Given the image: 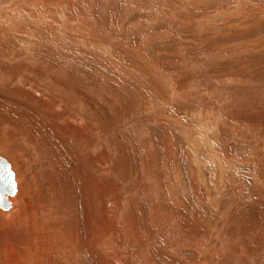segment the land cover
<instances>
[{
    "label": "bare ground",
    "instance_id": "6f19581e",
    "mask_svg": "<svg viewBox=\"0 0 264 264\" xmlns=\"http://www.w3.org/2000/svg\"><path fill=\"white\" fill-rule=\"evenodd\" d=\"M118 1H120V2H118ZM135 1H137V2L134 3ZM135 1L134 0H0V36L2 37V35H5V36L9 37L8 35L11 32L15 33L17 36L16 37L17 39H13V43L12 42L7 43L5 41L4 42L0 41V46L3 45V48L7 47L8 50H11V51L12 50L14 51L19 46H24V48L26 50V54H24V57H22L21 59L20 58L16 59V61L20 65H21V63H23V65H25V66H30L31 68H35V69H32L31 72L38 74V71H41L42 68H40L41 67V66H39L40 63L37 61V56L35 55L34 42H35L36 38L33 40H25V38L26 39L30 38L28 35L32 30L31 27H29L30 29L28 27H26V23L32 22L33 25L37 24L41 28L45 29L46 39H47L46 41L50 43V44L47 43L48 45L52 46L55 43H58V45L61 46V48H62V45H60L61 43L62 44L65 43L66 45L68 44L73 49L72 51H74V52H72V54L71 53L70 54H71V56L73 55V57H75V58L82 57L83 59L84 58H90V60H91V58H93V57L90 56L89 53L91 51H94L93 49H96L97 47H99L96 45L98 43L97 41H100V43H102V44H103V42H105V44L108 47H110L111 49L113 47V43H115L116 44L115 47H117V46H119L120 48L122 47L121 49L117 48L119 50L126 51V48H127V50L131 53H130V55L125 54V56L131 57V59L138 61V64L135 62H130L129 64H123L124 60H122V59H124V58L122 56V58L121 57L116 58L113 61H111L113 63L112 65L118 67V66H120L119 64H122L125 67V69L127 68V70H130V71L132 70V71H134V73L136 71L139 72L140 66H141V68L144 67V70H142V71H152L155 73H160V68L158 67V64L153 62L151 60V57L146 56L144 53L145 51L142 52L141 49L138 48L139 45L136 48H134L133 47L135 45L134 44L131 46L132 48L131 47L128 48V47H126V46H128L127 45V43H128L127 37H124L121 40L113 39V37H111L109 34H106L105 32H103V33H100L101 31L98 32L94 28L95 26L93 25V22H92L93 19H91L92 15H91V17L89 16L91 11L101 10V12H102V10H104L110 4L115 5L116 3H120L121 5H123L124 8H122V11L125 14H126V12L129 11L130 7H135L138 10L142 8V12H143V9L145 10V8L149 7L150 9H153L154 12L156 11V15L159 14L158 10L160 7L158 8L155 6L156 1L154 2V0H145V3L143 2L142 4L140 3V0H135ZM187 1L189 2L190 6L191 5L196 6V7L198 5H199V7L202 6V9H201L202 15L201 16H202V20H204V23L202 24L204 26L203 33L208 30V34L203 37V42L207 43L215 51L213 56L208 55L209 53L208 54L202 53L203 54V57H201L202 60H205L207 63H212V62H215L217 60L219 62L216 63L215 66L219 67L220 63H221L220 61H223V60L228 61L230 59L235 61L234 59H237V62L239 63V66H240V71L237 73L233 69L236 77H227V80H229L231 83H233V87H236V89H238V90L242 88L243 90H239V91L237 90L239 92V94H237V95L235 94L236 91H235V93H234V91L233 92L231 91L227 94L229 96L228 97L226 96L227 97L226 104L235 113L237 112V114H236V116L230 117L231 122L229 120H227L226 123L230 127H232L234 129V131L235 130L240 131L241 135L243 134V136L246 134H248V135L252 134L253 140H254V138L256 140H258V138H259V140L261 139L260 141H262V142H260V143H263L262 146H264V140L262 139V138H264V134H263L264 133V88L261 85V86H259L258 89H256V88L253 89V87H252V83H253L252 81L253 80L250 81L248 79L249 76L252 77L254 75H259V73H257L258 70H255L254 74H252V75L248 72L247 76H245V73H247L246 71H248V67H251L252 62H254V61L258 62L260 59H262L264 57V30L261 31V29L259 28L262 24H264V0H187ZM165 2H163V3H165ZM182 2H184V0H181V3ZM188 2H186V3H188ZM132 4H133V6H131ZM160 4L162 5V3H160ZM220 4L224 5V7L221 10L220 9L218 10L217 7L220 6ZM77 6L78 7L81 6L82 8H77ZM162 7H163L162 9L165 8L163 5H162ZM154 8H156L157 10ZM173 8H177V7H173ZM165 9L167 11L168 8H165ZM201 10H199V11H201ZM150 13H152V10ZM169 13H168V15H169ZM163 14L164 13H162V15ZM171 14H172V12H171ZM175 14L176 13L173 14L174 17H175ZM154 15H153V18H155ZM158 16L162 17L160 15H158ZM158 16H156V17H158ZM150 17H152V16H150ZM251 17L255 18V23L253 24V27H247L244 24H242V20L247 19V18H251ZM166 18H168V17H166ZM162 19H163V17H162ZM143 20H142V22H143ZM119 23H120V21H119ZM203 26H202V28H203ZM127 28L129 30L130 29L132 30L134 28V25L128 26ZM33 29H35V28H33ZM124 29H125V27L123 28V30ZM56 30H57V32H59L58 34H60L61 38L55 42L56 39H55L53 34ZM82 30L83 31L87 30L88 34L92 35L93 37L96 36V38L93 39L90 37L91 39H89V36H88V39L79 38L81 33H82ZM95 30L97 31V33ZM150 31H151V29H150ZM32 32H33V30H32ZM57 32H55V33H57ZM148 32H149V29H148ZM158 32H159V29H158ZM258 32H260L261 34H258ZM149 33H152V34H150L151 38H152L153 33H155V30H152ZM149 33H147V34H149ZM30 34H32V33H30ZM249 36H250V38H249ZM10 37H12V35H10ZM144 37H146V36H144ZM144 37H141V39L138 43L141 46H144V48H145V44L143 43V40H145ZM64 38H66V40ZM151 38H150V41H152ZM246 39L248 40L247 42H246ZM216 43L219 46H217ZM220 43H222V44L220 45ZM136 45H137V43H136ZM101 47L99 49H101ZM63 48H64V46H63ZM107 50H108V48H107ZM118 53H119V51H118ZM124 53H127V52H124ZM112 56H113V58L115 57V55H113V54H112ZM213 58L214 59L216 58L215 61L213 60ZM2 59H4V57ZM157 59H159V58H157ZM6 61H7V59H6ZM12 63H13V61H12ZM96 63H98V61ZM0 64L6 65V66L11 65V64L4 62V60H0ZM19 64H18L17 68H15L16 65H15V67L13 65L11 66L12 69L15 68L14 70L17 71L16 72L17 77L23 76L25 78L34 79L36 82L38 81L35 78H33L29 75H26L23 72L24 71L23 68H21L19 66ZM230 64H232V63H230ZM230 64H227V66ZM236 65H238V64H236ZM8 68H10V67H8ZM111 70H112V68H111ZM58 71H59V68H58ZM116 71H113V72H115V74H116ZM49 72H51V71H49ZM49 72H47V73H49ZM162 72L163 71H161V73ZM146 73H148V72H146ZM49 74H52L49 76H53L54 73L52 72ZM140 74H142V73H140ZM167 74H169L168 71H167ZM6 75L3 73L0 74V84H3L4 82L9 81L10 77H8ZM163 75H166V74L163 73ZM242 75H244V76H242ZM49 76H43V79H46V81H50L48 79H52L53 83L51 82L50 84L45 85V84H43L44 82L41 83L38 81V86L36 85L37 88L43 89V92H41L43 94H41V95L44 98V100H43L44 103L46 102V105L49 108L48 112L46 111L47 112L46 118L48 120H55V119H50L51 117L54 116L53 113H55V115H57V116H62L65 113L64 110L67 112L75 113V114L79 115V117L77 118L76 121L72 120L73 121L72 123L75 124V123L81 121L80 125L83 127H81V129L78 128V130L80 129L81 132H83L84 128L87 129L89 131L91 137H92V146H97L98 149L99 148L103 149V150H100V149L98 150L99 155L95 156V157H97L96 160H95V157H93L94 159L90 158V154L92 155L91 151L95 152V150H92V149L88 150V147H87L88 142H86L87 144L84 143L82 145V141H83L82 139L85 138V136H83L79 143L75 142V145L77 144L79 147H82V149L81 150H74L75 154L76 153L80 154V157H81L80 159L82 160V163L84 164L83 166H85V168H86L85 178L88 182L87 184H89V186L86 190H89L92 188L93 192H95L97 194L98 191H100V194H98L96 196L97 199L95 198L94 200L90 201V200H88L89 196H88L87 191H84V193L81 192L82 193V195H81V197H82L81 206H80L79 210L77 211V214H76L77 217L75 219H74V217H73V219L70 218L71 214L74 213L75 210H72L69 208V199H70L71 194H69V192H68V195H67L65 193L67 191L64 192L66 195L62 198L61 201H51L47 205H45L44 207L38 209L39 211H38L37 217H38V220L40 221V224H47V221L50 217H45L42 209L43 208H49L46 210V213H50L51 216L55 217L56 213L50 207L60 206L61 211L59 213L58 218H62L63 221L66 223L65 224L66 229L70 230L66 234H64L62 232L56 233L54 235V240H53L54 250H48V252L46 254H44L43 251H41L42 241L39 239V238H41V234L37 231V229H35L34 225L31 224V221L28 219V217L25 216V208H24L23 201L21 199H19L18 195H16V193H18V191H17V181L14 178V175H15L14 171H13L14 169L11 167V165L8 163V161L5 158H3V156L2 157L0 156V158L6 160V162L8 163L10 171L12 172V176H13V183L15 185V192L12 194H7V196H6L7 201L10 202L9 207L7 209H1L0 208V264H72V263L82 264L81 260H79L80 254L82 253L83 249H88L89 241H90V239L94 233H97L100 236L99 246H100V249L102 251V256L101 257L96 256V257H94V259L91 258L92 260H89V254L92 251V248H90L87 250L88 256L84 258L83 264H162V262L160 260H163V259L165 260V261L163 260V264H171V263H169L170 261L182 262V263H178V264H254L255 257H253L252 255H256V258H259V260H260V264H264V242L258 243V242H260L258 240L260 238H258L255 235V233L254 234L252 233L253 235H248L247 236L248 238L246 237L247 239L245 240L241 236V230L239 228L234 227L232 231L231 230L228 231V229H227V228L232 227V225H231L233 223L231 221L233 219V218H231V217H233L232 215H235V213H237L241 209H244L245 204H247V206H248L249 202H251L250 198H248V200H247L246 197L243 198V196L234 193V192H236V190L240 189L239 188L240 184H243V182L245 183L246 181L247 182L251 181V179H250L251 175L247 172V170H244L246 167L240 168V169L236 168V170H235L234 167L230 166V164H228V165L223 164L226 167V171L223 175V170H225L224 169L225 167H222V166L219 167L217 165L212 166L211 162H213V158L211 156L207 157V159H209V162L211 163L210 169H209L210 165H209V167L207 166L208 167L207 169H209L208 170L209 175L206 178L209 179V184H211L213 189H216L219 193L224 191L225 192L224 195H226L227 197H231L226 202L227 206H226V210L224 211V214H220L219 213L220 209L218 210V206L220 204H222L221 203L222 199H219L220 196H218V194H217L218 200L217 201H216V199L213 200L214 202L212 203V207H210V204L212 201L210 199L209 200L211 202L207 200L210 196L209 184H208V181H206L207 179H205L204 166L200 167L202 161L205 160L206 156H208L209 154L207 155L206 151H201V153L197 157V155L195 153L194 154L195 158L199 159V162L198 163L196 162L197 164L194 161V158H193L194 156L191 157L190 169L188 170V168H187L188 172H190V178L188 181H189V187L191 188V191L194 192L195 198H197L198 202H201V203L204 202L206 204L205 207L207 208L206 209L207 214L213 215L212 217H209V218H217L216 216H218V219H219L220 217L222 218V216H224V215L226 216V213L229 214L228 219L225 217L226 218L225 221L228 222L230 220V222L226 226H225V224L227 222L225 224L223 223L224 226H222L223 225L222 224L221 225L222 228L220 227L221 228L220 229L219 227L215 226V224H217V223H215L214 224L215 228L212 229L211 228L212 225L210 226L208 224L209 221L204 220L205 219L204 212H202V214L198 213L197 216L194 217V215L192 213L193 211H187V209H185L183 202H181L182 200H173L175 198H174V194L172 192L173 189H171V188H176L180 192V194H183L182 196L185 197L184 196L185 191H184L183 187L182 188L180 187V189H179V187L177 188V186H176V185H178V183L182 184V186H184L185 184H184V180L179 181V179L178 180L174 179V181H172L173 179L171 180L168 176L170 174L168 172V171H170L169 169L168 170L165 169L167 172L165 171V173H161L164 170V167L166 166V164L172 162L174 160L175 155H176V152H175L176 150L174 151L173 149H170L169 144H171V143H167L168 145H166L164 153H162L159 157L160 158V164L157 167H155V165H154L155 163L153 164V162H154L153 159L155 158L154 157L155 154H154V152H152V150L149 149L151 147L148 146L147 148H145L146 145H150V142L146 136L144 137V135H142L143 137L141 136L140 139H138L139 137H137V139L140 141V143L142 145L141 150L134 151V150L130 149L129 152H128V150L127 151L125 150L123 153V151L114 150L113 146L110 147L108 145H103L102 140H101L102 134L99 135V130L103 129V127H101L99 125V123L96 124L94 121L89 120L90 116H97V115H93V114H97L99 111L97 112L96 109L101 107V106L93 107L89 101L92 102V100H94L95 102H97V105H101L102 102H101L100 98L96 94H93L91 96H86L85 93H83L84 97H82V98L84 100L81 102V98L76 99L71 94L70 89H68V91H66V92L61 91L60 86L58 84V81L55 82V79H53L52 77L49 78ZM216 76H218V75H216ZM39 77H41V76H39ZM117 77H120V76L117 75ZM160 77L163 80H165V82H166L165 77H162V76H160ZM166 77H168V76H166ZM217 81H216V79L214 80V82L216 83V88H214L213 93H215L218 88L224 87V85H221L222 82H221V84H219V82H217ZM112 82H114V81H112ZM123 82H127V81H123ZM127 83H129V82H127ZM167 84L170 87L171 96L175 97L174 99L178 98L179 96H184L182 91H179L176 88L177 85H174V81H171L169 79L167 81ZM197 84H195L196 88H197V86H199V84L198 85ZM61 85H63V84H61ZM64 85H66V84H64ZM259 85H260V83H259ZM61 88H62V86H61ZM199 89L200 90H198V91H197V89L192 90V91H195V93H196L194 95L195 96L199 95V97H201L200 95L203 94V96H202L203 102H202L201 106H203L204 108H206L208 110L211 109V110L215 111L216 114L215 113H212V114L208 113L211 115L215 114L216 115L215 117L218 116L216 121L215 120H213V121H215L216 124L220 121V125H218L219 127L214 125V127L216 129V127L220 128V126H223L217 132H218L219 136L221 134L222 140L223 139H229L231 137L233 131L231 130L232 132L230 133L229 132L230 129L229 130L226 129V126H225L226 123H224L226 118H225V120H223L224 118L222 119L223 114L220 113L221 111H219L218 110L219 108L217 107L218 106L217 103H219V102L216 103V100L214 102L212 100L207 99L208 97H207V94L205 92L206 91L205 84H203V83L200 84ZM225 93H226V91H225ZM216 94H217V92H216ZM188 95H189V92L184 97H186ZM48 97H50V98H48ZM167 97H168V95H167ZM191 98L192 97L190 96V99ZM223 98L224 97H222V99ZM188 99H189V97L186 98V100H188ZM219 99H221V98H219ZM224 100H222V101L224 102ZM183 101H184V99H183ZM174 102L176 103L175 100H174ZM178 102H179V100H178ZM192 102H194V101H192ZM59 103L61 104L60 108H58V109H60V111H59V113H56L57 111H55V110L57 107H59ZM78 103L81 104L80 107H78L79 109H77ZM197 103H198V101H197ZM165 104H167V103H165ZM195 104H196V102L194 103V105ZM170 106H172V105L170 104ZM182 106L185 107V104L184 105L182 104ZM136 107H138V106H136ZM245 107H249V109H246V110H248L252 113H254L255 111L256 112L250 116H246L244 113ZM193 108H195V106ZM102 109H103V106H102ZM104 109L109 110L108 107H105ZM189 109H190V107H189ZM85 110H87V112ZM225 110H227V109L225 108ZM189 111H188V113H189ZM228 111H227V113H228ZM207 112H209V111H207ZM204 113H206V112H204ZM51 114H53V116ZM162 114H163V112H162ZM83 116H85V117H83ZM71 117H73V115L65 117V121L68 120V122L70 123ZM139 117H141V116H139ZM212 117H214V116H212ZM210 118L211 117L209 115L208 119H210ZM98 119H99V117H98ZM55 121H57V120H55ZM95 121H97V119ZM57 123L60 124V128L62 127V130L60 129L58 131L65 133L67 135V137L71 138L73 141V135L75 134L74 129L76 128L75 125L69 124L67 122H66L67 124L66 123L64 124V122H63V125H62L60 121L59 122L57 121ZM162 123H163V121H162ZM159 125H160V123H159ZM207 125H209V124H207ZM207 125H203V127H206ZM161 126H163L164 128L167 127V125H165L164 123ZM170 126H169V128H170ZM209 126L211 127V125H209ZM211 128H213V127H211ZM210 131H211V129H210ZM85 132H84V134H85ZM194 133L196 134V132H194ZM199 134H201V132L199 133V131H198V135ZM137 135H139V134H137ZM208 135L204 134V132H203V135H201V136H204L205 138H207V137L210 138ZM215 135H216V133H215ZM80 137H81V135H80ZM104 138H105V136H104ZM241 138L237 141L239 142L241 140ZM243 138L244 139L247 138V135H246V137L244 136ZM212 139L214 140V137H212ZM194 140L195 139H193V141ZM196 140H197V138H196ZM198 140H200V138ZM216 141H217V139H216ZM197 142H199V141H197ZM197 142H196V144H197ZM242 142L244 143L245 141H243V139H242ZM193 143L189 142V144L194 145ZM234 143H235V141H234ZM104 144H106V143L104 142ZM204 145H206V144H204ZM41 146H40L41 150H37L35 153L37 155V158L34 160L35 162H37L39 160L44 162L46 159H48L50 157L49 150H46L43 145H41ZM88 146H90V145H88ZM162 146H163V144H162ZM143 148H145L146 150ZM189 148L190 147H188V149ZM195 148H198V151H199V147H195ZM263 148H260V149L264 150ZM192 149H190V150H192ZM194 151H197V150H194ZM135 152L137 153V155L135 154ZM216 154H218V153H216ZM221 154L219 153V156ZM222 155L224 156V153ZM182 156H183V154H182ZM182 156H181V158H182ZM183 157L185 158V156H183ZM188 157H190V155ZM188 157H186V158H188ZM221 158H223V157H221ZM150 159L152 160L151 162H150ZM137 160H139L140 164ZM184 160L186 161V159H184ZM188 160L189 159H187V161ZM135 161H137V162H135ZM149 162L152 163V166H150L151 164H149ZM187 163H186V165H187ZM132 164H134L133 166H135V167H136V164L140 165L138 172L135 171V168L133 167L134 172L132 169H131V172L129 171L130 172V174L128 175L129 178L127 177L128 179H125V180H124V178H121L119 180L117 179L118 182L116 181L117 184L115 185L114 184L115 181L112 182V180H113L112 178H114L116 176L115 175L116 172L113 169V166L122 175H124L123 171H125L127 169V165L130 166ZM122 165H123V168H122L123 171L121 170ZM193 167L196 168L197 173L195 172ZM48 168H50V166ZM76 168H79V167H76ZM258 168H256V169H258ZM72 169H74V167ZM245 171L247 173H245ZM254 172H252V173H254ZM79 173H81V172H79ZM120 173H119V175H121ZM134 174H135L134 177H136V179H137V176H140L139 179L140 178L142 179L141 183L137 181L138 184H135L136 183L135 180H132V177ZM156 174H157V176H159L160 174H163L164 176H163V178H159L158 179L159 181L155 180L156 182H154V181H152V179L154 178L153 175H156ZM80 175H82V174H80ZM117 177H119V176L117 175ZM262 178L263 177L258 178V179H262ZM256 179H255V181H256ZM262 181H264V180H262ZM66 182H63V183H66ZM170 182L173 185V187L169 188L171 190H169L167 188V186H169ZM197 182L198 183L201 182L200 185ZM58 183L59 182H57V184ZM139 185H140V190L143 193L141 199H139V197H137V194H136L137 191L133 192V190L135 188H138ZM221 185H222V187H221ZM256 185L261 186L259 183V180H258ZM65 186H66V184H65ZM135 186H137V187H135ZM237 186H239V187L237 188ZM245 186H246V183H245ZM60 187H61V184H60ZM62 187L64 188V186H62ZM262 187H263V185L261 186V188ZM125 188L129 189L131 192V194L129 192V195H131L130 204L127 202L128 200H125V198H127V197H124L125 196L124 193H126ZM241 189H240V191H241ZM216 190H214L215 194H216ZM254 190L256 191V189H254ZM141 191H139V192H141ZM257 191H258V188H257ZM160 192H162L161 193L162 196L160 195ZM179 192H176V193H179ZM106 194H108V197L106 199H104L105 197L103 198V195H106ZM182 196H180V198ZM205 196H206V198H205ZM260 196H261V194H260ZM129 197L130 196H128V198ZM211 197H212V195H211ZM215 197H216V195H215ZM247 197H249V196H247ZM211 199H213V198H211ZM237 200H239L240 202H237ZM184 202H185V205L186 204L188 205V203L189 204L192 203V202L190 203L189 198H188V200H187V198H185ZM141 203L145 204L147 211H148V216H147V218H145V220L139 219L138 215L137 216L135 215V213H139V211L142 209ZM235 203H238V205H236ZM144 204L142 206H144ZM171 206H172V208H171ZM231 206H232V209L230 211L229 209L231 208ZM11 207H12V209H11ZM140 207H141V209H140ZM168 209H171V211ZM167 210L170 212H168ZM178 211L180 213H178ZM248 213H249V210H248ZM228 214H227V216H228ZM237 215L239 216L240 214L238 213ZM142 216H140V217H142ZM242 216H245V215H242ZM135 217H137V218H135ZM190 218H192V219H190ZM219 220H221V219H219ZM263 235H264V233H263ZM156 238L161 240L162 243L161 242H159V243L155 242ZM257 240H258V242H257ZM262 240H264V238ZM161 250L164 252L162 253ZM184 252H187V256L190 255V257L185 256Z\"/></svg>",
    "mask_w": 264,
    "mask_h": 264
},
{
    "label": "rangeland",
    "instance_id": "374dc122",
    "mask_svg": "<svg viewBox=\"0 0 264 264\" xmlns=\"http://www.w3.org/2000/svg\"><path fill=\"white\" fill-rule=\"evenodd\" d=\"M118 2H120V1H118ZM136 2L137 1H135L134 3H136ZM143 2L145 3V0H140L141 4ZM154 2L157 4V5L155 4L156 7H158V8L160 7L158 10L159 14H157V15H156V11L154 12V10L150 9L149 7L145 8L146 11L143 9L144 13L142 12V8L138 10L135 7H130L129 11L126 12V14H127L126 15L122 11V8H124L123 5H121L120 3H116L115 5L110 4L111 6L110 5L107 6L104 10H102V12H101V10L91 11L89 16L91 17V15H92L91 19H93L92 22H93V25L95 26L94 28L98 32L99 31H101L100 33L105 32L106 34H109L111 37H113V39L121 40L124 37H127L128 38V41H127L128 46H126V47H128V48H130L134 44H135L133 46L134 48H136L139 45L138 48H140L142 52L145 51L144 52L145 55L148 57H151V60L153 62H155L156 64H158V67L160 68V73H155L152 71H142V70H144V67L141 68V66L139 67V72L136 71L134 73V71H132V70L130 71V70H127V68L125 69V67L122 64H119L120 66H118V67L112 65L113 63L111 61H113L116 58H120V57L122 58V56L124 58V59H122V60H124L123 64H129L130 62H135L138 64V61L131 59V57L125 56V54L130 55V53H131L127 50V48H126V51L119 50L122 47L121 48L119 46L115 47V45H116L115 43H113V47L111 49L110 47H108L105 44V42H103V44H102V43H100V41H97L98 43L96 45L99 47H97L96 49H93L94 51H91L89 53V55L93 57V58H91V60H90V58H84V59L82 57L75 58V57H73V55L71 56L72 52H74V51H72L73 49L68 44L66 45L65 43H63L64 44L63 45L61 43L60 45H62V48H61V46L58 45V43H55L52 46L48 45L50 43L46 41L47 39H46L45 29L41 28L37 24L33 25L32 22L26 23V27H28V28L31 27L33 32L31 30L30 33H32V34L29 33V35H28L30 38H27V39L25 38V40H33L36 38L35 42H34L35 55L37 56V61L40 63V65H39V66H41L40 68H42L41 71H38V74L31 72V70L35 69V68H31L30 66H25V65H23V63H21V65H20L16 61V59H19V58L21 59L22 57H24V54H26V50H25L24 46L17 47L14 51L12 50L13 52L11 50H8L7 47L3 48V45L0 46V60H4V62L11 64L10 66L0 64V74L1 73L5 74V75L7 74L6 76L10 77V79H9L10 82L8 81V82H4L3 84H0V156L1 157L3 156V158H5L8 161V163L11 165V167L14 169L13 170L14 174H15L14 178L17 181V191H18V193H16V195H18L19 199H21L23 201L24 208H25V216L28 217V219L31 221V224H33L35 229H37V231L41 234V238H39V239L42 241L41 251H43L44 254H46L48 252V250H54L53 240H54V235L56 233L62 232L64 234H66L70 230L66 229V226H65L66 223L63 221V219L58 218L59 213L61 211L60 206L50 207L56 213L55 217L51 216L50 213H46V210L49 208H43L42 209L44 216L50 217L47 221V224H40V221L38 220V217H37V214L39 211L38 209L44 207L45 205H47L51 201H61L62 198L66 194L68 195V192H69V194H71L70 199H69V208L72 210H75V212L71 214L70 218L73 219V217H74V219H75L77 217V215H76L77 211L79 210V208L81 206V201H82V197H81L82 193L81 192L84 193V191H87L88 196H89L88 200H90V201L94 200L96 198V196L98 194H100V191H98L97 194L95 192H93L92 188L89 190H86L89 186V184H87L88 182L85 178L86 168H85V166H83L84 164L82 163V160L80 159L81 158L80 154L79 153L75 154V152H74V150H81L82 147H79L77 144L75 145V142L79 143L81 141L82 137L85 136V138L87 140L85 138H83L82 139L83 140L82 145L84 143L88 142V144L86 143L88 150H90V149L95 150V152L91 151L92 155L90 154V158L98 156L99 155V153H98L99 149L103 150L102 148L98 149L97 146H92V137H91V135L87 129L84 128L83 132H81L80 129H81V127H83L80 125L81 121H79L75 124L72 123L73 122L72 120L76 121L77 118L79 117V115H77L75 113H70V112H67L64 110L65 113L62 116H57V115H55V113H53L54 116H53V114H51L53 117H51V118L49 117L50 119H55L58 122L60 121L61 124L63 125V122H64V124L66 122L69 123L68 120L65 121V117L73 115V117L70 118L71 121L69 123V124L75 125V127H76L74 129L75 134L73 135V141L71 138H68L65 133L58 131L60 129L62 130V127L60 128V124L57 123V121L48 120L46 118L49 108L46 105V102L44 103V101H43L44 98L41 95V94H43V93H41V92H43V89L37 88V86H38V81L41 83L44 82L43 84H45V85L50 84L51 82L53 83L52 79H48L50 81H46V79H43V76L52 75V74H49L52 72L54 74H53V76H49V78L52 77L53 79H55V82L58 81V84L60 86L61 91L66 92V91H68V89H70L71 94L76 99L81 98V102L84 100L82 98V97H84L83 93H85L86 96H91L93 94H96L100 98V100L102 102L101 105H97V102H95L94 100H92V102L89 101L93 107L101 106L97 109L95 108L97 110V112L98 111L99 112L101 111V112L100 113L98 112L97 114H93V115H97V116H90L89 120L94 121L96 124L99 123V125L101 127H103V129L99 130V135L102 134L101 140H102L103 145H108L110 147L113 146L114 150L123 151V153L125 150L126 151L128 150V152H129L130 149L134 150V151L141 150L142 145L138 139H140V137L142 135H144V137L146 136L150 142V145H146L145 148H147L148 146L151 147L149 149L152 150V152H154V154H155L154 157L156 158V159L155 158L153 159V161H154L153 164L155 163L154 165H155V167H157L160 164V158H159L160 155L162 153H164L166 145H168L167 143H171V144H169L170 149H173L174 151L176 150L175 151L176 155H175L174 160L172 162L166 164L165 167L163 166L164 170L161 173H165V171L169 169L170 171H168V172L170 174L168 173L169 174L168 176L171 180L173 179L172 181H174V179H177V180L179 179V181L184 180V184H185L184 186L185 187L179 183L176 186H177V188L179 187V189H180V187L181 188L183 187V189L185 191V193H184L185 197H183L182 196L183 194H180V192L176 188H171V187H173L171 182H170L169 186H167V188L173 189L172 192H173L174 198H175L173 200H182L181 202H183L185 209H187V211H193L192 213H193L194 217H196L198 213L202 214V212H204V214H205L204 220L209 221L208 224L210 226L212 225L211 226L212 229L215 228V226L222 228V226H224V224L227 222L225 220H226V218L228 219L229 214L226 213V216L224 215V216H222V218L220 217L219 219H221V220L218 219V216H216L217 218H209V217H212L213 215L207 214V211H206L207 208L205 207L206 204L204 202H202V203L198 202L197 198H195L194 192L191 191V188L189 187V181H188L190 178V172H188V170L190 169L191 157H193L195 153L198 157L199 154L201 153V151H206L207 155L209 154L208 156H206L205 160H203L201 165H200V167L204 166L205 179H207L206 177H208V175H209L208 170L211 168V163H212V166L217 165L219 167L220 166L225 167V165H223V164H227V165L230 164V166L234 167L235 170H236V168L240 169V168L246 167L244 170H247V172L251 175L250 176L251 181H249V182L246 181L245 182L246 186H245L244 182H243V184L239 185L240 187L237 186V188L239 187L240 189L241 188L242 189H241V191H240V189H238L240 192L238 190H236V192H234V193L243 196V198L246 197L247 200H248V198H250L251 202H249L248 206H247V204H245L244 209H241L240 211L235 213V215H232L233 217H231V218H233V219L231 221L234 224L233 223L231 224L232 229L231 228H227V229H228V231H230V230L232 231L234 227L239 228L241 230V236L245 240L248 238L247 237L248 235H253L255 233V235L261 239V240L258 239L260 242H258V240H257V242L258 243L264 242V240H262L264 238V235H263V233H264V199H263L264 198V188H263L264 187V181H262V180H264V170H263L264 169V156H263L264 150L260 149V148H263L264 146H262L263 143H260V142H262V141H260L261 139L259 140V138H258V140H256L254 138V140H253L252 134L251 135L246 134L248 139L247 138L244 139L243 137L244 136L246 137V135H244V136H243V134L241 135L240 131H238V130L234 131V129L226 123L227 120H229L231 122L230 117L236 116V114H237V112L235 113L232 109H230L227 106L226 99L229 96L227 94L231 91L232 92L234 91V93L236 91L235 94L237 95V94H239V92H238L239 90H243L242 88L239 90L236 89V87H233V83H231L229 80H227V77H236L234 71H236V73L240 71L239 63L237 62V59H234L235 61H233L232 59H230L228 61L223 60V61H220L221 62L220 66L216 67L215 64L219 62L217 60L215 61L216 58L215 59L213 58V60L215 62H212V63H207L205 60H202L201 57H203V54L209 53L208 55L213 56V54L215 53V51L207 43L203 42V37L208 34V30L203 33L204 26L202 24L204 23V20H202V16H201L202 15V10H201L202 6H200V7H199V5L197 7L192 6V5L190 6L189 2L187 0H184V2H182V3H181V0H162V1L161 0H159V1L154 0ZM163 2H165V3H163ZM186 2H188V3H186ZM160 3H162V5L165 8H168L167 11L165 8L162 9L163 7ZM131 6H133V4ZM173 7H177V8H173ZM223 7H224V5L220 4V6H218L217 9L221 10ZM77 8H82V7L77 6ZM154 9H156V8H154ZM151 10H152V13H150ZM199 10H201V11H199ZM171 12H172V14H171ZM162 13H164V14L162 15ZM168 13L170 16L168 15ZM174 13H176L175 17L173 16ZM153 15L155 18H153ZM158 15L162 16L163 19H162V17H159ZM150 16H152V17H150ZM156 16H158V17H156ZM166 17H168V18H166ZM142 20H143V22H142ZM119 21H120V23H119ZM254 23H255L254 17L242 20V24H244L247 27H253ZM133 25H134V28L132 30L131 29L129 30L127 28L128 26H133ZM202 26H203V28H202ZM124 27H125V29L123 30ZM33 28H35V29H33ZM259 28L261 29V31H263L264 30V24H262ZM148 29H149V32H151L152 30H155V33H153L152 38L150 35L152 33H149ZM150 29H151V31H150ZM158 29H159V32H158ZM97 31H96V33H97ZM55 32H57V30ZM55 32L53 35L56 39L55 40V42H56V41H58V39L61 38V36H60V34H58L59 32H57V33H55ZM147 33H149V34H147ZM258 34H261V33L258 32ZM10 35H12V37H10ZM4 36L5 35H2L3 38L0 36V41H2V42L5 41L7 43H10V42L13 43V39H17L16 34L13 32H11L8 35L9 37H7V36L4 37ZM88 36H89V39L96 38V36L93 37L92 35L88 34L87 30H85V31L82 30V33H81L79 38L88 39ZM144 36H146L147 38ZM141 37H144V39H145V40H143V43L145 44V48H144V46H141L138 43L140 41ZM150 38L153 42L150 41ZM249 38H250V36H249ZM64 39L66 40V38H64ZM247 41L248 40L246 39V42ZM136 43H137V45H136ZM221 44L222 43H220V45ZM216 45L219 46L217 43H216ZM63 46H64V48H63ZM100 47H101V49H99ZM107 48H108V50H107ZM117 48H119V49H117ZM118 51H119V53H118ZM124 52H127V53H124ZM112 54L115 55L114 58H113ZM3 57H4V59H2ZM157 58H159V59H157ZM6 59H7V61H6ZM12 61H13V63H12ZM97 61H98V63H96ZM229 62L232 64H230ZM18 64L21 68H23V70H24L23 72L26 75H29L38 81L36 82L34 79L25 78L23 76L17 77V74H16L17 71H15L14 69L18 67ZM227 64H230V65L227 66ZM236 64H238V65H236ZM12 65L14 67L16 65V67L14 69H12L11 68ZM8 67H10V68H8ZM58 68H59V71H58ZM111 68H112V70H111ZM233 69H234V71H233ZM255 70H258L257 73H259V75H254L252 77L249 76L248 79L250 81L253 80L252 81L253 82L252 83L253 89H255V88L258 89L259 86H261V85L264 88V82H263L264 81V57L262 59H260L258 62L257 61L252 62V65H251V67H248V71H246L247 73H245V76H247L248 72L251 75L254 74ZM49 71H51V72H49ZM113 71H116V74ZM161 71H163V72L161 73ZM167 71L169 74H167ZM47 72H49V73H47ZM146 72H148V73H146ZM140 73H142V74H140ZM163 73L166 75H163ZM117 75L120 77H117ZM159 75L162 77H165L166 82ZM216 75H218V76H216ZM39 76H41V77H39ZM166 76H168V77H166ZM242 76H244V75H242ZM167 79L174 81V85H177L176 88L179 91H182L184 96L189 92V95L193 99L192 98L190 99L189 95L186 97L179 96L178 98L174 99L175 97L171 96L170 87L167 84V81H168ZM215 79H216V81L218 80L217 82H219V84H221V82H222L221 85H224L223 88L221 87L223 90L221 88L217 89L216 92L218 95L216 94V92L213 93L214 88H216V83L214 82ZM122 80L127 81L129 83L123 82ZM112 81H114V82H112ZM197 83L199 84V86L202 83L205 84V87H206L205 92H206L207 97H208L207 99L212 100L214 102L216 100V103L219 102V103H217V105H218L217 107L219 108L218 110L221 111L220 113L223 114L222 119L224 118L223 120H225V118H226V120L224 121V123H226L225 124L226 129H228V130L230 129L229 130L230 133L233 131L232 135L229 139H223L222 140L221 134L219 136L217 131H219V129L223 126H220V128H217V127H219L218 125H220V121L218 122L219 124L215 123V121L218 117V116L215 117L216 116L215 111H213L211 109L208 110V109L204 108L203 106H201L202 102H203L202 101L203 100V97H202L203 94L200 95L201 97H199V95L198 96L196 95L197 97L194 95L196 93H195V91H192V90H194V89H197V91L200 90L199 86H197V88L195 87L196 86L195 84H197ZM259 83H260V85H259ZM61 84H63V85H61ZM64 84H66V85H64ZM61 86H62V88H61ZM225 91H226V93H225ZM167 95H168V97H167ZM160 96L161 97L163 96V97L161 98ZM188 97L190 100L189 99L186 100V98H188ZM222 97H224V98L222 99ZM48 98H50V97H48ZM219 98H221V99H219ZM173 99L176 101V103L174 102ZM183 99H184V101H183ZM178 100H179V102H178ZM196 100L198 101V103ZM222 100H224V102ZM192 101H194V102H192ZM195 102H196V104L194 105ZM165 103H167V104H165ZM170 104L172 106H170ZM182 104L183 105L185 104V107L182 106ZM192 104L195 106V108H193L194 106ZM60 105L61 104L59 103V107H57L55 110V111H57L56 113H59L60 109H58V108H60ZM80 105H81L80 103L77 104V109H79L78 107H80ZM102 106H103V109H102ZM104 106L108 107L109 110L104 109L105 108ZM136 106H138V107H136ZM189 107L192 111L189 109ZM225 108L227 110H225ZM246 109H249V107H245L244 113L246 116H250L256 112L255 111L254 113H252ZM85 111L87 112V110H85ZM161 111L163 112V114ZM188 111L190 114L188 113ZM207 111H209V112H207ZM227 111H228V113H227ZM204 112H206V113H204ZM208 113H211V114L215 113V114L211 115ZM247 113L248 114L250 113V114L248 115ZM209 115L211 117L210 119H208ZM139 116H141V117H139ZM212 116H214V117H212ZM83 117H85V116H83ZM98 117H99V119H98ZM96 119H97V121H95ZM213 120H215V121H213ZM162 121L165 125H167V127H168V128L166 127L167 129L164 128L163 126H161L163 124ZM159 123H160V125H159ZM207 124L211 125V127H213V128H211ZM203 125H207V126L203 127ZM214 125L217 126L216 129H215ZM169 126H170V128H169ZM78 128H80V129L78 130ZM210 129L212 132L210 131ZM198 131H199V133L201 132V134L198 135ZM84 132H85V134H84ZM194 132H196V134ZM203 132L206 135L209 134L208 136L210 138H208V137L205 138L204 136H201V135H203ZM214 132L216 133L217 136L215 135ZM137 134H139V135H137ZM80 135H81V137H80ZM103 135L105 136V138ZM137 137H139V138L137 139ZM212 137H214V140L212 139ZM196 138H197V140H196ZM199 138L201 141L198 140ZM240 138H241V140L238 142L237 140H239ZM193 139H195L196 141L195 140L193 141ZM216 139H217V141H216ZM242 139H243V141H245V142L247 141V142L243 143ZM262 139L264 140V138H262ZM197 141H199V142H197ZM234 141H235V143H234ZM104 142L106 144H104ZM189 142L190 143L194 142L193 143L194 145L189 144ZM196 142H197V144H196ZM162 144H163V146H162ZM204 144H206V145H204ZM41 145H43L46 150H49L50 157L48 159H46L44 162H42L41 160L35 162L34 160L37 158V155L35 153L37 150H41L40 149ZM88 145H90V146H88ZM188 147H190V148L188 149ZM195 147H199V151H198V148H195ZM145 148H143V149H145ZM190 149H192V150H190ZM194 150H197V151H194ZM216 153H218V154H216ZM219 153L220 154L224 153V156L222 154L219 156ZM135 154L137 155L136 152H135ZM182 154H183V156H185V158L182 156ZM189 155H190V157H188ZM181 156H182V158H181ZM209 156H211L213 158V162H211V163L209 162V159H207V157H209ZM186 157H188V158H186ZM221 157H223V158H221ZM193 158H194L195 163L199 162L198 158L196 159L195 156ZM96 159H97V157H95V160ZM184 159H186V161H187V159H189L187 161L188 163ZM137 161L139 162V160H137ZM137 161H135V162H137ZM151 161L152 160L150 159V162ZM150 162H149V164H151L150 166H152V163H150ZM186 163H187V165H186ZM139 164H140V162H139ZM139 164H136V167L133 166L134 164H132L130 166L127 165V169L125 171H123V169H122L123 165H122L121 170L124 172V175H122L113 166V169L116 172L115 173L116 176L114 175L115 177L114 176L113 177L116 180L114 178H112L113 179L112 182L115 181L114 184L116 185L119 179H121V178H124V180L128 179L129 178L128 175L130 174L131 169L134 172V168H135V171L138 172V170L140 168ZM209 165H210V167H209ZM49 166H50V168H48ZM207 166L209 167V169H207L208 168ZM73 167H74V169H72ZM76 167H79V168H76ZM187 168H188V170H187ZM256 168H258L260 171ZM193 169L196 172V168L193 167ZM224 169L225 170H223V175L226 171V167ZM78 171L81 173H79ZM247 172L245 171V173H247ZM252 172H254V173H252ZM119 173L121 175H119ZM80 174H82V175H80ZM117 175L119 177H117ZM134 176H135V174L133 175V177ZM153 176H154V178L152 179V181L156 182V181H159L158 180L159 178H163L164 175L160 174L159 176H157V174H156ZM133 177H132V180H135V182H136L135 184H138L137 181L141 183L142 179L141 178H140L141 180L139 179L140 176H137V179H136V177H134V178ZM261 177H263V178L258 179ZM255 179H256V181H255ZM258 180H259L260 185L261 186L263 185L262 188H261V186L256 185ZM206 181H208V184H209V179H207ZM57 182H59V183L57 184ZM63 182H66V183H63ZM200 183H198V184L200 185ZM60 184H61V187L64 186V188L62 187L63 189L60 187ZM65 184H66V186H65ZM137 186H135V187H137ZM221 187H222V185H221ZM138 188H135L136 190L134 189L133 192L137 191L136 192L137 197H139V199H141L143 193L140 190V185ZM257 188H258V191H257ZM171 189H169V190H171ZM254 189H256V191ZM214 190H216V189H213L211 184H209L210 196L207 200L212 201V202L210 201L211 202L210 207H212V203L214 202L213 200H215V199H216V201L218 200V197H217V194H218V196H220L219 199H222L221 200L222 204H220L218 206V210L220 209L219 210L220 214H224V211L226 210V206H227L226 202L231 197H227L226 195H224L225 194L224 191H222L221 192L222 194H221L216 190V194H215ZM65 191H67V192H65ZM139 191H141V192H139ZM125 192H126V193H124L125 196L124 195L123 196L127 197V198H125V200H128L127 202L130 204V199H131V195H129L130 190L125 188ZM176 192H179V193H176ZM161 193L162 192H160V195L162 196ZM259 193L261 194V196ZM130 194H131V192H130ZM211 195H212V197H211ZM215 195H216V197H215ZM128 196H130V197L128 198ZM180 196H182V197L180 198ZM247 196H249V197H247ZM107 197H108V194L103 195L104 199H106ZM185 198H187V200L189 198L190 203L191 202L192 203L191 204L188 203V205L187 204L185 205V202H184ZM205 198H206V196H205ZM211 198H213V199H211ZM237 202H240V201L237 200ZM143 204L141 203L142 209L140 207L141 210L139 211V213H135V215L136 216L138 215L139 219L145 220V218H147V216H148V211H147L145 204H144V206H142ZM235 204L238 205V203H235ZM12 207H11V209H12ZM171 208H172V206H171ZM231 209H232V206L229 210L231 211ZM168 210L171 211V209H168ZM248 210H249V213H248ZM170 211H168V212H170ZM244 211L245 212L247 211V212L245 213ZM178 213H180V212L178 211ZM238 213L240 214L239 216L237 215ZM227 214H228V216H227ZM242 215H245V216H242ZM140 216H142V217H140ZM135 218H137V217H135ZM192 218H190V219H192ZM229 222H230V220L225 224V226ZM215 223H217V224H215ZM214 224H215V226H214ZM99 239H100V236L97 233H94L92 235L90 241H89L88 249L92 248V251L89 254V260H92L91 258L94 259V257H96V256H99V257L102 256V251H101L100 246H99ZM155 242L159 243V242H161V240L156 238ZM88 249H83L82 253L80 254L79 260H81L82 264L84 263V258L88 256L87 255ZM161 252L163 253L164 251L161 250ZM184 255L187 256V252H184ZM252 256L255 257L254 264H260L259 258H256V255H252ZM187 257H190V255ZM163 260H160L162 262V264H163ZM169 263L178 264V263H182V262L170 261ZM72 264H77V263H72Z\"/></svg>",
    "mask_w": 264,
    "mask_h": 264
},
{
    "label": "water",
    "instance_id": "95a60500",
    "mask_svg": "<svg viewBox=\"0 0 264 264\" xmlns=\"http://www.w3.org/2000/svg\"><path fill=\"white\" fill-rule=\"evenodd\" d=\"M10 184H13L12 172L6 160L0 158V200L4 202L3 205H0L1 209H7L10 205L6 198L7 194L13 193L9 187Z\"/></svg>",
    "mask_w": 264,
    "mask_h": 264
},
{
    "label": "snow or ice",
    "instance_id": "6c2138e0",
    "mask_svg": "<svg viewBox=\"0 0 264 264\" xmlns=\"http://www.w3.org/2000/svg\"><path fill=\"white\" fill-rule=\"evenodd\" d=\"M9 187L12 189V191L14 193L15 192V185H14V183L13 184H10ZM3 203L4 202L2 200H0V205H3Z\"/></svg>",
    "mask_w": 264,
    "mask_h": 264
}]
</instances>
